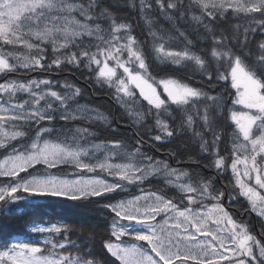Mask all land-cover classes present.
Returning <instances> with one entry per match:
<instances>
[{"label": "snow or ice", "instance_id": "obj_1", "mask_svg": "<svg viewBox=\"0 0 264 264\" xmlns=\"http://www.w3.org/2000/svg\"><path fill=\"white\" fill-rule=\"evenodd\" d=\"M120 7L138 10L147 41L138 39L133 24L113 11ZM189 28L196 41L189 38ZM257 29L264 36V0H0V73L86 69L95 84L112 91L134 127L153 121L149 131L158 134L150 137L152 142L172 144L187 135L201 155L210 157L206 167L217 175L230 170L229 205L236 200L232 191L245 198L264 235V39L255 43V50L250 47ZM197 43L209 47L197 50ZM150 60L192 69L209 84H228L234 90L232 107H226L222 95L174 75L156 79ZM83 98L84 91L68 82L62 87L49 79L0 83V150L7 152L0 159V177L7 178L0 185L3 205L31 201L38 206V198L47 203L110 199L101 207L111 216L110 233L117 242L103 246L119 264H264V244L247 222L233 218L223 203L224 192L214 187L215 177L155 159L142 150L152 145L139 133L134 146L101 139L93 127L118 137L119 124L113 127V118L80 103ZM225 119L232 127L227 166L220 154ZM169 155L176 152L170 149ZM60 166L75 171L53 175L51 170ZM150 178L162 180L181 199L175 202L165 189L139 188ZM131 185L141 194L124 199L111 195L125 193ZM31 231L62 240L4 243L0 264H103L91 250V236L79 243L71 240L73 229L65 223ZM68 248L76 251H64Z\"/></svg>", "mask_w": 264, "mask_h": 264}, {"label": "trees", "instance_id": "obj_2", "mask_svg": "<svg viewBox=\"0 0 264 264\" xmlns=\"http://www.w3.org/2000/svg\"><path fill=\"white\" fill-rule=\"evenodd\" d=\"M116 2L117 0H105L106 4ZM119 2L121 4H126L127 0H119ZM113 11H116L120 16L126 17V22H131L133 24V34L136 35L138 39L142 41L148 40L144 24L140 19L137 9L120 7L118 10L113 9ZM256 18H260L258 14H256ZM160 22L164 25V27H169L163 20ZM238 22L242 21L230 20V23ZM187 31L189 38L196 41L197 38L192 34L191 29L189 28ZM260 39H264V36L260 35L259 29H257V35L253 38V43L250 45L253 50H255V43ZM208 47V43H197V50ZM145 52L147 54V47L145 48ZM201 54L203 55V53ZM150 71L156 79L174 75L175 78L187 82L193 87H204V90L211 91L212 95H222L226 101L233 95L234 92V90L230 89L229 85L224 82L216 83L213 81L212 84H209V82L202 78L199 74H194L192 69H189L188 71L178 70L174 66L157 65L150 60ZM8 79L23 80L25 82L30 79H49L54 82L58 81L61 87L65 82L80 87L84 91V98L79 101L80 103H86L93 107H97L109 115L113 118V127H116L117 122L119 124V131L122 135L118 137H114L111 131L104 130L100 126L93 127V130L100 134L101 139H122L127 141L129 145L134 146V141L137 138L136 133H139V136L143 139V141L152 145L151 148L144 147L142 149L143 151L148 152V154L153 156L155 159L170 161L172 164L179 165L190 172H199L204 177H215L214 187L223 191L225 195L226 193L229 195L230 181L232 179L230 170L225 171L221 175H217V172L214 169L206 167V165L209 164L210 157L201 155L199 153L198 144L187 135L174 140L172 144L152 142L150 137L158 134V132L154 129L149 131L152 127L153 121L148 119L146 120L145 125L134 127L124 110L113 99L112 91L106 86L95 84L90 73L86 69L81 68V70H76L71 66H62V70L60 71H41L36 69L35 71L18 70L15 73H0V83H3ZM161 94L162 97L166 96L163 91H161ZM138 99L140 100L141 105L146 108L147 102L141 97H138ZM61 126V124L56 125V127ZM78 126L87 127L88 125L81 124ZM221 127L225 132V137L223 142L220 144V154L225 156L227 166L231 162L229 151L230 141L228 139V134L232 132V127L227 119L221 121ZM170 149L176 152L175 157L169 155ZM5 155H7V152L0 150V158ZM189 157L198 161L199 164L191 163L188 159ZM37 170L43 171L40 166H37ZM28 171L32 172V169H29ZM74 171L75 170L71 166H60L59 169L51 170L52 174L56 175L71 174L74 173ZM23 175L24 173H21V176ZM84 175L95 174L87 173L85 171ZM100 175L105 178L114 179L106 174ZM6 183L7 178L0 177V184ZM139 188H143L145 191H158L160 189H165L168 196L176 197L175 202H178L181 199V197H179L174 190L167 188L162 180L156 178H150V182L146 181L143 185L139 186ZM139 188L136 185H131L127 188L125 193L120 195L113 193L111 195L115 196V199H124L141 193ZM231 194L236 197V200L231 204V206L237 208V211H232L235 218L240 222H247L251 233L260 236L262 227L260 218L250 211L245 198L239 196L236 191H232ZM110 202L113 201L99 197L92 198L91 203L88 201L69 202L63 200L47 203L42 198H38L35 200V205L38 206H34L31 201H29L27 205H25L24 202H21L19 206L14 204L3 205V203L0 202V245H3L4 243H14L18 239H24L27 242L33 243L40 242L39 240L41 239L43 233L31 231L34 225L65 223L73 229V231L68 233L69 239L79 243L91 236V250L94 256L102 260L103 264H119V261L107 253L103 246L105 241L116 242V237L112 236L110 233L111 216L101 207L103 204ZM227 204L229 205L228 200ZM9 209H11V211H9ZM245 213L247 216L243 217ZM81 232L83 235H81ZM262 236L264 237V235L261 234V239ZM129 239V237H122L121 241H127ZM54 240L55 242H59L62 240V237L57 235L54 237ZM64 251L75 252L76 250L68 248Z\"/></svg>", "mask_w": 264, "mask_h": 264}, {"label": "rangeland", "instance_id": "obj_3", "mask_svg": "<svg viewBox=\"0 0 264 264\" xmlns=\"http://www.w3.org/2000/svg\"><path fill=\"white\" fill-rule=\"evenodd\" d=\"M119 71V70H118ZM157 90L161 93V91H162V86H157ZM137 91H139L138 89H137ZM161 96H162V94H161ZM163 98V97H162ZM232 99H234V96L232 95L231 97H229L228 98V103L226 104V106H227V108H231L232 107V104H231V100ZM226 101V100H225ZM93 107V106H92ZM236 108H237V110H241V106H236ZM101 112H103L102 110H100ZM4 157V156H3ZM3 157H1L0 159H2ZM167 163L169 164V165H171L172 167H174V168H180V169H184L183 167H181V166H179V165H174V164H172L170 161H167ZM53 175H56V174H53ZM87 176V175H86ZM69 178H76L75 177V175H72V176H69ZM101 178H103V179H107V180H109V182H113V180L114 179H109V178H105V177H103V176H101ZM0 185H4V184H0ZM141 193H139V194H137V195H140ZM128 198H130V197H128ZM224 198H225V196H224ZM224 200V199H223ZM226 203H227V201H226ZM225 205V204H224ZM225 207L226 208H228L226 205H225ZM228 211L230 212V213H232V215H233V218L234 219H236L235 218V216H234V214H233V212H232V210L231 209H229L228 208ZM253 214L254 215H256L254 212H253ZM247 216V214L245 213L244 215H243V217H246ZM158 219H159V217H158ZM239 221V220H238ZM54 224V223H53ZM36 226H40V227H50L51 226V224H36V225H34L33 227H36ZM32 227V228H33ZM252 235H254L255 237H256V239L257 240H259L260 241V243L261 244H264V237L262 236V239L260 238V236H261V234H260V236L259 235H257V234H253L252 233ZM48 239H53V241L55 242V240H54V237H52L49 233H47V232H44L43 233V235H42V237H41V239L39 240L40 242H43V241H45V240H48ZM21 242H24V243H33V242H27L26 240H24V239H18L17 241H15L14 243H21ZM117 242V241H116Z\"/></svg>", "mask_w": 264, "mask_h": 264}, {"label": "water", "instance_id": "obj_4", "mask_svg": "<svg viewBox=\"0 0 264 264\" xmlns=\"http://www.w3.org/2000/svg\"><path fill=\"white\" fill-rule=\"evenodd\" d=\"M227 197H228V193H226L225 198H224V200H223V203H224L226 206H228V204L226 203V201H227Z\"/></svg>", "mask_w": 264, "mask_h": 264}, {"label": "flooded vegetation", "instance_id": "obj_5", "mask_svg": "<svg viewBox=\"0 0 264 264\" xmlns=\"http://www.w3.org/2000/svg\"><path fill=\"white\" fill-rule=\"evenodd\" d=\"M228 208L231 209L232 211H237V208H235L234 206L229 205Z\"/></svg>", "mask_w": 264, "mask_h": 264}]
</instances>
